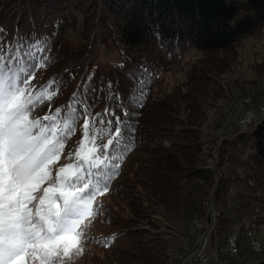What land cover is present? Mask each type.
Here are the masks:
<instances>
[{
	"label": "trees",
	"instance_id": "16d2710c",
	"mask_svg": "<svg viewBox=\"0 0 264 264\" xmlns=\"http://www.w3.org/2000/svg\"><path fill=\"white\" fill-rule=\"evenodd\" d=\"M54 1L0 0V43L11 48L24 36L29 42L45 45V53L39 55H47L46 66L35 70L29 94L38 95L43 89L53 99L45 97L37 102L29 119L40 120L49 137H67L53 165L72 164L76 173L69 182H74L75 175L87 171V160L92 158L91 153L81 167H75L85 144L104 155L115 150L122 156L120 167L109 181L108 191L97 195L94 210L101 212L108 197L115 200V185L130 161L135 168L129 164L134 168L129 184L144 190L143 205L155 211V220L162 219L156 208H170V200L178 196H185L183 211H194L185 214L186 218L181 215L182 222L171 220L180 227L171 225L169 229L160 224L156 229H143L141 234L149 233L153 239L139 244L129 239L132 229L125 227L87 236V240L106 250L119 242L122 247L116 257L118 264H174V255L187 245L186 234L192 229L188 222L198 218L209 222L208 202L214 193L212 202L224 214L217 218L210 234L211 244L216 241L222 251L228 238L237 234L240 252L235 264H264L245 244L247 239L250 243L249 230L258 234L264 228V117L247 132L236 131L229 138L220 134L227 113L246 93L241 83L234 85L224 76L234 69L241 43L264 35V0H132L130 6L122 4V16L119 9H114L117 3L113 1L109 8L114 12L107 20L100 7L96 6L99 12L89 19L85 10L68 4L60 8ZM78 22L82 23L84 42L73 45L66 40L65 29L75 28ZM89 29L96 32L89 38L112 52V62L104 65L99 57H91L85 36ZM63 42L66 51L61 49ZM191 51L203 57L183 84L189 87L188 94L180 86V91L175 90L166 99L157 98L162 76ZM257 83L259 87L264 85ZM200 88L206 92L199 94ZM191 89L197 95L191 96ZM85 109L89 113L88 141L82 135ZM184 109L185 119L180 115ZM198 114L203 116L199 119ZM44 116L50 119L44 120ZM117 116L121 121L120 135ZM188 120L195 124L185 129L176 126ZM66 124L73 129L71 132ZM129 124L132 127L125 129ZM169 136L174 138L170 147L155 143L169 140ZM125 145L127 151L123 150ZM85 179L96 182L95 175ZM207 188V193L202 192ZM128 206L134 208L133 204ZM149 214L146 209L142 211L143 224L148 222ZM178 214H182L181 210ZM227 221L229 227L225 225ZM181 227L185 233L180 232ZM175 245L179 248L173 250Z\"/></svg>",
	"mask_w": 264,
	"mask_h": 264
},
{
	"label": "snow or ice",
	"instance_id": "6c2138e0",
	"mask_svg": "<svg viewBox=\"0 0 264 264\" xmlns=\"http://www.w3.org/2000/svg\"><path fill=\"white\" fill-rule=\"evenodd\" d=\"M40 53H45V45L29 42L24 36L14 41L11 48L0 43V264H29L30 260L66 264V260L83 255L87 240L84 221L100 215L92 208L93 202L97 195L108 191L109 181L122 159L115 150L104 155L93 149L87 171L75 175L74 182H69L71 175L65 176L74 167L68 164L58 168V186L41 188L45 180L52 179L50 166L59 160L67 137H49L40 120L29 119L37 102L45 97L48 101L53 99L43 89L38 95L29 94L35 70L45 67L48 59ZM108 87L111 89L112 85ZM108 112L106 109L105 114ZM82 115V135L88 141L89 113L85 109ZM116 122L120 135L118 116ZM65 127L69 132L73 130L67 124ZM131 127L126 125L125 129ZM123 150H128L127 145ZM86 159L81 156L75 167H81ZM92 175L96 176L95 183L85 179ZM69 241L70 246L66 243Z\"/></svg>",
	"mask_w": 264,
	"mask_h": 264
},
{
	"label": "rangeland",
	"instance_id": "374dc122",
	"mask_svg": "<svg viewBox=\"0 0 264 264\" xmlns=\"http://www.w3.org/2000/svg\"><path fill=\"white\" fill-rule=\"evenodd\" d=\"M113 1L117 3L116 8L114 9L115 10L119 9L120 10L119 12H121L120 15L122 16L124 13V10L121 8L122 4H126L130 6L131 4L130 2L132 0H55L53 4L60 8H62L66 4L73 5V7L77 9H80L83 11L85 10L84 13L86 14V17H89V19L93 18V16L95 15V12H99L97 11V8H96L97 6V7H100V9L105 10L106 18L104 17V19L107 20L110 18V15L112 14V12H114L113 10H110L109 8V2L111 4ZM65 13H67V11H65ZM94 31L95 29L92 31L89 29L87 34H85L87 38V45H90L91 47L90 49V51L92 52L91 57L92 58L99 57L98 59L100 60V62L106 65L107 63L113 61L114 55L112 54V52H109L108 50H106L105 47H100L97 44L96 39L93 40L92 38H89L90 34L91 36H94V34H96V32ZM65 32H66L65 38L71 44L80 45L84 42V37L82 36V23L81 22H78L75 28L65 29ZM58 42H59V39H58ZM241 45H242L241 49H239L238 47V51L236 52V54L238 55L235 54L236 61L233 64L235 65L234 69H232L224 77L229 79L230 82L233 83L234 85H240L241 83V87L246 89V93L241 99H238L233 104L231 110L227 113L225 122H224V127L220 131L222 138L223 136H225L226 138H229L230 136L236 133V131L238 130L237 127L241 125V122H242L240 118L244 114L246 115L249 110H254L256 113H258L257 114L258 116L260 115L256 123L259 122L262 119V117H264V114L258 112V108L264 106V85L261 87L256 86L258 85L257 82L264 83V35L259 38L253 37V38L247 39L243 43H241ZM99 48H100V51H99L100 53L98 52ZM61 49L63 51H66V46L64 42H63V47H61ZM69 52L70 51L66 53H69ZM202 57H203L202 54L195 52V51L194 52L191 51L187 54V56L179 64L172 65L171 69L169 68L170 70L165 72V74L162 76V81L158 86V91L160 90V93L157 96V98L159 97L160 99H166V96L173 94L175 90L180 91L181 90V88H179L180 86H183L181 91H183L184 94H188L189 87L183 84L188 82V77H190L191 75L190 72L194 73L192 71L194 64L197 63L199 59ZM88 59L90 60V58ZM204 82L205 81H203V83ZM204 85L207 86L208 84L205 82ZM194 87H195V83H194ZM203 92L204 93L206 92L205 89L200 88L199 94ZM194 94L197 95V93L194 90L190 91L191 96ZM185 113H186L185 109L183 110L182 113H180L183 119L186 118ZM187 114H188V111H187ZM195 115L196 113L194 112L191 113L192 118H194ZM202 116L203 114L201 115L198 114L199 119ZM191 124H195V123H193L192 121L190 123L188 120L185 123L178 124L176 126L179 128L182 127L185 129L189 127ZM252 128H253V125H251L250 129ZM170 137L172 136H169L168 138ZM173 140L174 138H170L169 140H158V141H155V143L160 146L163 145V146L170 147ZM84 147H85L83 148L84 152L81 154V156L85 158H89V156L92 153L93 147L89 146L88 144H85ZM131 161H134V159ZM68 164L70 163L62 162L59 165L52 164L50 166L52 179L50 181L45 180L41 184V188H47L50 186H58L60 184V180L58 178V168L61 166H66ZM129 164L131 166L133 162L129 161L126 164L120 180L115 185L116 189L113 195L115 200L113 201L110 197L106 198L105 206L103 210L99 212L100 215L93 217V218L85 219L84 223L85 225H87V228L85 229L86 236L91 237L98 233H106V232H110L113 230L123 229L125 227V228L132 229L131 230L132 232L128 234L129 239L131 241L132 240L138 241V244H139L142 241H150L151 239H153V237L149 233L146 235L141 234L143 229H154V228L156 229V227H158V225L160 224L168 225L169 229H171V225L173 227L175 226L174 228L180 227V225L173 223L171 220L177 219L178 221L182 222L183 218H186L185 214H191L194 212V211H183L184 207H182V203L185 200L184 198L185 196H178L176 197V199L172 198L170 200L171 202V204L169 205L170 208H159V207L156 208L158 216H161L162 219L159 220L157 217L155 220L153 216V214H155V211H152L149 206L143 205L146 202L145 198L143 197V193H142L144 192V190H140L137 186H131L129 184L132 182V179H133L132 174H134V168H135L134 164H133V167H134L133 169L131 168L132 166L131 167L129 166ZM75 173H76L75 169L72 168L70 171V174L65 173V176L71 175V177H73ZM209 188L204 189L205 191H202V192L207 193ZM213 195H211L209 202H208V205H209L208 211L209 209H211L216 212L217 214L216 219H215V225H216L217 218L221 216V214H224V212L222 213L221 209L215 206L214 203L212 202ZM198 197H200V194ZM198 197L195 199H198ZM57 203L62 204V201H57ZM128 204H133L134 208L132 206H128ZM143 208L146 209V211H150L149 215L151 216L150 218H148L149 220L145 224L142 223V221L145 219L141 217L142 211L144 210ZM175 208L177 210H175ZM179 210H181L182 214H178ZM181 215H183V218H180ZM230 217L231 216H229V218ZM225 218H226V215H225ZM234 218L235 216L233 217V219ZM206 220L207 219H204V218H198V219H194L193 222L192 221L188 222V227L190 226V229L191 228L192 229L190 230L188 234H186L187 236L185 240H186L187 245L184 249H181L182 252L180 251V253H178L176 256L174 255L173 257V259H175L174 264H182L185 256L190 251L193 250L195 245H197V243L202 239L203 235L206 234V233L203 234L202 229H199L195 226L196 221H203V224H204L206 223ZM246 223H247L246 224L247 227L250 228L252 224L249 222V220ZM148 224H150V226H147ZM225 225L229 227L231 224L230 222L227 221ZM182 230L184 231V227L183 228L181 227L180 232H183ZM229 232L230 230L227 232V234ZM205 236H209L208 233ZM234 237L237 238L238 245H239L240 237L237 234H234L233 236L231 235V237H229L228 240ZM247 238H250L260 244L261 253L260 252L258 253L255 250L252 243L251 242L249 243L248 239L245 243L246 247L248 246V248L250 249V252L253 253V255L256 254L254 256L255 259L259 261H264V228L258 234L249 230L247 232ZM228 240L227 242H229ZM227 242H226V247L221 251L220 249H218L219 247L216 241H214V244H211L212 243V238H211V243L206 252L207 257L210 259V264L218 263L219 257L221 256L222 252L226 251L225 249H227ZM66 243H68L69 246L71 245L70 241ZM91 243H92V240L90 239L86 240V242L84 243V254L80 255L78 258L74 256L73 259L66 260V264H118L116 261L117 260L116 257L120 255L119 252H120V248L122 247V245L120 246L119 242H116L113 245V247L109 250L102 249L95 244L91 245ZM224 245L225 244H222L221 246L224 247ZM175 246L176 247H174L173 250L179 248V246L177 245ZM238 256H239V253L237 256L231 259L232 264H235V261L238 258ZM29 264H39V260H36V261L30 260Z\"/></svg>",
	"mask_w": 264,
	"mask_h": 264
},
{
	"label": "built area",
	"instance_id": "2783aa9c",
	"mask_svg": "<svg viewBox=\"0 0 264 264\" xmlns=\"http://www.w3.org/2000/svg\"><path fill=\"white\" fill-rule=\"evenodd\" d=\"M258 112L264 114V106L258 108ZM254 110H249L248 113L243 115L241 119V125L237 127V131L240 130H249L252 123L259 119V116L257 115ZM215 216V211L211 210V224L212 220ZM195 226H200V221H196ZM211 243V236H205L204 240L202 241V244H197L196 248H193L192 251H190L185 258L183 259L182 264H210V259L207 257V250L209 248V245ZM232 247L234 248L233 244ZM256 251L259 253V249L256 248Z\"/></svg>",
	"mask_w": 264,
	"mask_h": 264
},
{
	"label": "bare ground",
	"instance_id": "6f19581e",
	"mask_svg": "<svg viewBox=\"0 0 264 264\" xmlns=\"http://www.w3.org/2000/svg\"><path fill=\"white\" fill-rule=\"evenodd\" d=\"M256 121H254L252 123L253 126L256 124ZM245 131H247V130H240V132H245ZM209 219H210L209 222L204 223L205 225L203 224V221H200V226H198L197 228L202 229L203 234L208 233V235L210 236V234L212 233V231L214 230V227H215L216 213H215L214 219L212 220V224H211V210H210L209 211ZM204 230H205V232H204ZM206 234L203 235L202 239L197 244H202V241L204 240V237ZM250 242L254 246L255 250H256V248H258L259 252H260V250H261L260 244L257 243L256 241L252 240V239H250ZM232 244H233L234 248L232 247ZM238 253H239V248H238L237 238H235V237L230 238L229 242L227 244V249H226L224 255L222 257L221 256L219 257L217 264H232L231 259L234 258L235 256H237ZM217 255H218V253H217Z\"/></svg>",
	"mask_w": 264,
	"mask_h": 264
}]
</instances>
